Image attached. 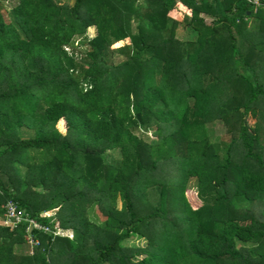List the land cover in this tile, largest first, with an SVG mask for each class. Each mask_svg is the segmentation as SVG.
Segmentation results:
<instances>
[{"label": "trees", "instance_id": "trees-1", "mask_svg": "<svg viewBox=\"0 0 264 264\" xmlns=\"http://www.w3.org/2000/svg\"><path fill=\"white\" fill-rule=\"evenodd\" d=\"M262 69L264 0H0V264H264Z\"/></svg>", "mask_w": 264, "mask_h": 264}, {"label": "rangeland", "instance_id": "rangeland-1", "mask_svg": "<svg viewBox=\"0 0 264 264\" xmlns=\"http://www.w3.org/2000/svg\"><path fill=\"white\" fill-rule=\"evenodd\" d=\"M61 1H66V0H61ZM13 2V0H5V3L7 6L11 5V3ZM180 9H184V11L188 12V9H185L184 7L182 6H179ZM182 10L180 11H176V10H171L169 12L170 15L176 17L178 20H181L182 19ZM95 32V29L93 27H89L87 29V33L89 36H92ZM193 33H191L192 35ZM176 36L178 37H184L186 36V32L182 30V26H178V29H177V33H176ZM193 36V35H192ZM130 43V38H124L122 39L121 41H119L117 43V45L115 46H120V45H124V44H128ZM81 48V47H80ZM124 58H126V55L124 54H121L119 52H114L110 54V60L113 62V63H117V62H120L121 60H123ZM258 77L259 79H263L264 78V70H260L258 71ZM264 110V109H263ZM57 127L61 130V131H64L65 130V125H64V121L63 120H59L57 122ZM210 127L216 132V133H222L224 131L223 129V125L221 124L220 121L216 120V121H213L211 124H210ZM151 133V131H148V136L149 134ZM110 153L106 154V158H110ZM112 156V155H111ZM186 194H187V198L189 200V202L191 203V205L193 207H198L200 204H201V199L199 198V196L197 195V181L196 179H190L189 182H188V188H187V191H186ZM118 205L121 206V201H118ZM61 232V230H59ZM127 243H139V244H144V240H132V239H129L128 241H126Z\"/></svg>", "mask_w": 264, "mask_h": 264}, {"label": "built area", "instance_id": "built-area-1", "mask_svg": "<svg viewBox=\"0 0 264 264\" xmlns=\"http://www.w3.org/2000/svg\"><path fill=\"white\" fill-rule=\"evenodd\" d=\"M22 220L28 221L26 230H28L31 226L40 228L42 230H48L47 226L39 224L33 218L22 216V211L18 210L16 205L12 201L8 200L6 204L3 224L13 226L17 224L18 222H21ZM29 241H32V240L30 239Z\"/></svg>", "mask_w": 264, "mask_h": 264}]
</instances>
